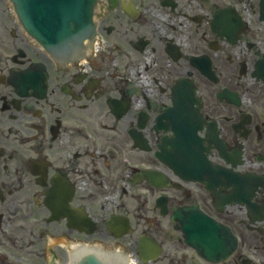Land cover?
I'll return each mask as SVG.
<instances>
[{"label":"flooded vegetation","instance_id":"1","mask_svg":"<svg viewBox=\"0 0 264 264\" xmlns=\"http://www.w3.org/2000/svg\"><path fill=\"white\" fill-rule=\"evenodd\" d=\"M98 13L87 60L60 63L0 0V264H72L93 244L138 253L144 235L162 264H264V0H100ZM174 101L199 105L207 157L229 174L190 180L158 159ZM185 207L228 228L224 257L184 242ZM115 215L132 233L115 239Z\"/></svg>","mask_w":264,"mask_h":264},{"label":"water","instance_id":"2","mask_svg":"<svg viewBox=\"0 0 264 264\" xmlns=\"http://www.w3.org/2000/svg\"><path fill=\"white\" fill-rule=\"evenodd\" d=\"M25 28L47 49L63 56L79 51L91 36L96 0H12ZM141 258L148 261L142 252ZM81 264H104L97 258Z\"/></svg>","mask_w":264,"mask_h":264},{"label":"rangeland","instance_id":"3","mask_svg":"<svg viewBox=\"0 0 264 264\" xmlns=\"http://www.w3.org/2000/svg\"><path fill=\"white\" fill-rule=\"evenodd\" d=\"M8 12L11 14L10 10H9ZM171 245H172V243H171V242H168L167 247H168V246L172 247ZM156 264H162V262H158V263H156Z\"/></svg>","mask_w":264,"mask_h":264}]
</instances>
